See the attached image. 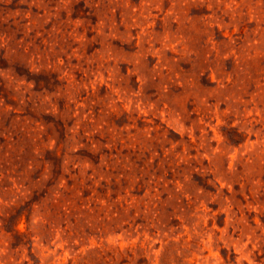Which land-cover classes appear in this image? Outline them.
Masks as SVG:
<instances>
[{"label":"rangeland","instance_id":"374dc122","mask_svg":"<svg viewBox=\"0 0 264 264\" xmlns=\"http://www.w3.org/2000/svg\"><path fill=\"white\" fill-rule=\"evenodd\" d=\"M0 264H264V0H0Z\"/></svg>","mask_w":264,"mask_h":264}]
</instances>
